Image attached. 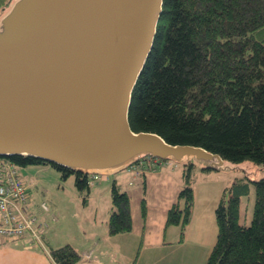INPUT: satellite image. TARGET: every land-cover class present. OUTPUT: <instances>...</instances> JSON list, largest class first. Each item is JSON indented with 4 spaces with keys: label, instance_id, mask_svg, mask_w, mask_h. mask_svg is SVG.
<instances>
[{
    "label": "water",
    "instance_id": "95a60500",
    "mask_svg": "<svg viewBox=\"0 0 264 264\" xmlns=\"http://www.w3.org/2000/svg\"><path fill=\"white\" fill-rule=\"evenodd\" d=\"M164 0H12L0 16V157L87 176L144 157L241 170L220 155L132 129L129 112Z\"/></svg>",
    "mask_w": 264,
    "mask_h": 264
},
{
    "label": "trees",
    "instance_id": "16d2710c",
    "mask_svg": "<svg viewBox=\"0 0 264 264\" xmlns=\"http://www.w3.org/2000/svg\"><path fill=\"white\" fill-rule=\"evenodd\" d=\"M11 2L0 0L1 14ZM129 120L136 132L202 147L245 169L216 208L217 238L205 264H264V177L255 178L264 169V0H164L153 48L133 91ZM9 159L21 167L51 165L25 156ZM160 163L144 157L136 164L145 173ZM183 165L185 185L166 220V227H180L182 240L194 215L196 164ZM51 166L63 178L74 174L79 188L90 189L87 175ZM251 183L256 201L251 224H245L242 198ZM111 198L109 234L131 232L129 194L114 184ZM50 255L55 264L81 260L70 244L51 249Z\"/></svg>",
    "mask_w": 264,
    "mask_h": 264
},
{
    "label": "rangeland",
    "instance_id": "374dc122",
    "mask_svg": "<svg viewBox=\"0 0 264 264\" xmlns=\"http://www.w3.org/2000/svg\"><path fill=\"white\" fill-rule=\"evenodd\" d=\"M160 161L156 168L148 169L145 173L141 169L132 170L137 167V164H134L115 174L100 175V179L97 180L94 179V174H91L90 189L79 188L74 174L63 178L51 165L19 166V171L23 179L31 184L32 200L29 202V210L40 221L47 222L48 227L45 229L47 237L52 235L54 242L61 238L70 240L77 246L80 234L85 236L87 232L86 227H95L93 229L99 236L104 233L102 227H108L113 212L110 207H113L111 193L114 184H117L120 191H126L130 196L134 227L148 229L166 227L169 208L178 201L179 193L185 185L183 174L186 166L172 160ZM193 163L196 164L192 171L195 191L194 219L186 232L189 241L186 240L180 249L182 252L183 250L186 253L192 252L193 240L198 246L197 250L201 252V260L198 259V262L205 264L217 238V228L213 231V227L217 225L216 208L225 189L235 179L243 178L245 173L241 170L232 172L203 170L200 165ZM263 177L264 169L260 170L255 178L259 180ZM255 198V185L251 183L248 196L242 198L241 221L245 224H251ZM144 202L146 215L143 213ZM43 203L48 210L42 208ZM181 203L183 204V201ZM178 227H168L166 234L168 240L177 239L181 233ZM132 235L133 239L141 241V236L136 233ZM207 235L209 239L205 238Z\"/></svg>",
    "mask_w": 264,
    "mask_h": 264
},
{
    "label": "crops",
    "instance_id": "0c3cea01",
    "mask_svg": "<svg viewBox=\"0 0 264 264\" xmlns=\"http://www.w3.org/2000/svg\"><path fill=\"white\" fill-rule=\"evenodd\" d=\"M138 169L136 167L132 170ZM112 209L111 206L110 210ZM193 219L194 215L192 222ZM86 228L87 232H85V236L80 234V241L77 246H74L70 240L63 238L54 242L52 235L47 237V233H45L47 229L42 233L43 243L37 246L28 244L25 239L8 240L0 238V264H55L50 255V250L69 243L81 255V260L77 264H198V259L201 260V252L197 250L198 246L193 240L191 241L193 243L192 252L181 251V246L186 240L189 241L186 237L187 233L183 240L181 233L175 240L167 239L166 234L170 227H152L150 229L133 227L131 232L115 236L108 233V227H102L104 233L100 236L93 229L95 227ZM178 228L180 229V227ZM216 228L217 225L215 228L213 227V231ZM133 233L142 237L140 242L131 237ZM205 238L209 239V236L207 235Z\"/></svg>",
    "mask_w": 264,
    "mask_h": 264
},
{
    "label": "built area",
    "instance_id": "2783aa9c",
    "mask_svg": "<svg viewBox=\"0 0 264 264\" xmlns=\"http://www.w3.org/2000/svg\"><path fill=\"white\" fill-rule=\"evenodd\" d=\"M94 179H100L94 175ZM29 184L23 179L19 165L0 157V238L25 239L30 245H41L42 233L48 227L29 210L31 201ZM44 210H48L45 203Z\"/></svg>",
    "mask_w": 264,
    "mask_h": 264
}]
</instances>
